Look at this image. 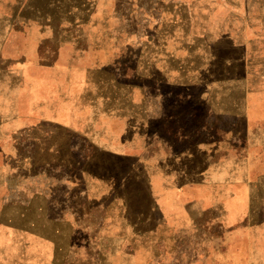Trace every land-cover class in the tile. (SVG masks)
Masks as SVG:
<instances>
[{
	"label": "rangeland",
	"instance_id": "374dc122",
	"mask_svg": "<svg viewBox=\"0 0 264 264\" xmlns=\"http://www.w3.org/2000/svg\"><path fill=\"white\" fill-rule=\"evenodd\" d=\"M55 86L135 104L132 167L60 160L137 197L128 217H0V264H264V0H0V205L4 183L72 177L16 136L18 93L27 113Z\"/></svg>",
	"mask_w": 264,
	"mask_h": 264
},
{
	"label": "crops",
	"instance_id": "0c3cea01",
	"mask_svg": "<svg viewBox=\"0 0 264 264\" xmlns=\"http://www.w3.org/2000/svg\"><path fill=\"white\" fill-rule=\"evenodd\" d=\"M69 95V89L55 86L49 91L46 100L42 98L41 92L34 89L32 110L25 113L24 105L21 106L22 97L18 93L16 120L20 125L17 141L20 138L25 142L28 135L27 148L32 151L39 148L41 152L59 159L56 166L44 165L43 170H58L64 175L71 173L72 177L65 176L66 181L59 182L64 188L63 193H57L53 185L46 190L36 180L15 183L14 189H10L9 183H4L6 193L1 200L0 217H92V214H95L94 217H128L125 206L137 197L133 183L121 180L90 182L85 174L87 170L79 166L82 160L78 161V165H64L60 159L73 156L85 160L105 157L130 163L138 155L136 132L126 131L121 137L119 130L136 106L129 101L115 102L111 96L106 98L100 93L94 94L84 103L74 102ZM1 113L5 114L3 111ZM25 131H32L31 135ZM9 135L6 133V136ZM18 155L21 156L20 152ZM27 156H31L30 153ZM27 172L34 170L27 169ZM92 193H96V196L91 197ZM39 200L44 208L36 209ZM1 253L3 261L7 262L9 258L12 261L13 256L8 247Z\"/></svg>",
	"mask_w": 264,
	"mask_h": 264
}]
</instances>
